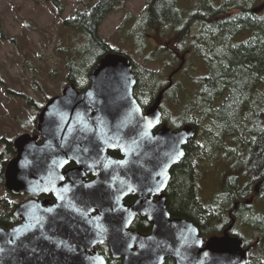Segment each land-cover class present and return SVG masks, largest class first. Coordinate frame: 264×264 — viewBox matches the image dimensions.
Instances as JSON below:
<instances>
[{
  "label": "water",
  "instance_id": "obj_1",
  "mask_svg": "<svg viewBox=\"0 0 264 264\" xmlns=\"http://www.w3.org/2000/svg\"><path fill=\"white\" fill-rule=\"evenodd\" d=\"M88 79L84 90L69 83L44 103L38 134L12 141L4 185L32 197L14 206L19 222L0 227V264H105L96 248L104 243L123 264H163L166 258L245 264L248 248L228 233L231 226L205 239L190 220L167 210L170 169L184 156L193 127L160 123L161 93L142 111L130 60L122 54L98 59ZM70 163L74 167L63 172ZM128 196L136 198L126 204ZM138 216L151 223L149 233L130 229Z\"/></svg>",
  "mask_w": 264,
  "mask_h": 264
},
{
  "label": "trees",
  "instance_id": "obj_2",
  "mask_svg": "<svg viewBox=\"0 0 264 264\" xmlns=\"http://www.w3.org/2000/svg\"><path fill=\"white\" fill-rule=\"evenodd\" d=\"M52 1L60 10L59 0ZM74 1L75 8L61 23L81 42L76 49L81 56L71 54L73 49L68 50L66 85L73 83L82 91L98 59L108 53L120 54L102 38L99 27L109 13L120 9L121 2ZM197 5L191 12L179 16L176 0H145L139 15L127 14L123 20L124 23L131 21L133 29L141 28L136 34L140 39L151 29L171 34L174 51L171 53L161 46L162 51L173 56L180 52L193 55L206 66L204 75L192 78L188 103L184 104L179 118L175 117V122L162 119L173 129L190 125L195 130L184 146V156L170 170L167 210L171 217L190 220L205 238L221 235L231 225L228 233L242 239L241 225L248 228L259 239H242L248 248L245 264H264V214L251 202L264 203V0H198ZM175 21L180 25L170 32L168 24ZM129 60L135 78L133 96L142 109L148 108L159 93L162 110L167 100L178 105L175 85L168 82L162 86L158 72ZM77 69L86 80L82 86L77 82ZM24 98L27 104H32L30 98ZM42 106L36 105L35 115ZM35 115L27 123V134H38ZM13 140H4L5 152L0 150L2 186L5 168L15 155ZM203 160L222 164L217 190L208 202L203 200L199 186L202 176L197 165ZM6 193L7 197L0 199V227L8 228L19 219L12 213L17 203L8 199L14 195L7 190ZM131 199L127 197L125 202ZM134 228L146 232L149 224L139 221ZM237 228L239 231L233 232ZM97 249L105 264H122L120 258L111 256L106 244ZM163 264H175V261L166 258Z\"/></svg>",
  "mask_w": 264,
  "mask_h": 264
},
{
  "label": "rangeland",
  "instance_id": "obj_3",
  "mask_svg": "<svg viewBox=\"0 0 264 264\" xmlns=\"http://www.w3.org/2000/svg\"><path fill=\"white\" fill-rule=\"evenodd\" d=\"M120 9L109 13L101 22L99 33L111 47L120 54L127 55L133 62L158 72L162 86L168 82L178 88V105L167 100L163 105V117L175 122L188 103L187 94L192 89L193 77L206 72L205 64L197 57L180 52L172 55L170 35L162 30H147L143 39L136 34L141 28L132 27V22L124 23L127 14L139 15L145 0H118ZM61 9L52 0H0V150L5 152L4 140L15 139L26 133L27 123L33 120L36 105H43L47 98L56 96L66 85L68 74V50L74 55L81 42L73 37L74 32L62 26V19L75 8L74 0H59ZM198 0H176L179 16L191 12ZM263 8V7H261ZM172 12V11H171ZM173 13V12H172ZM180 25L177 21L168 24L172 32ZM131 30V32H130ZM149 32V33H148ZM165 46L171 53L161 50ZM64 50V51H63ZM151 58L148 61L146 58ZM74 58V57H73ZM82 70V67L79 68ZM79 86L86 83L81 72L75 70ZM78 71V72H77ZM170 79V81H169ZM176 88V89H177ZM22 95V97H21ZM190 95V94H189ZM31 99L27 104L24 97ZM185 104V105H186ZM179 106V110L177 109ZM39 112V111H38ZM38 113L35 115V120ZM22 123L23 127H20ZM2 156V155H0ZM199 186L203 200L209 199L216 192L222 164L213 160L199 162ZM4 186L0 185V199L6 198ZM11 202L24 200L23 196L8 198ZM264 214V203L251 201ZM235 229L233 232H238ZM242 239L257 241L246 227H240Z\"/></svg>",
  "mask_w": 264,
  "mask_h": 264
},
{
  "label": "flooded vegetation",
  "instance_id": "obj_4",
  "mask_svg": "<svg viewBox=\"0 0 264 264\" xmlns=\"http://www.w3.org/2000/svg\"><path fill=\"white\" fill-rule=\"evenodd\" d=\"M88 81H89V79H88ZM169 81H170V79H169ZM89 85V82H88V84H87V86ZM142 109V108H141ZM147 109V108H146ZM146 109H142V111L143 112H145V110ZM159 109H160V111H161V118H160V123H166V122H164L162 119H163V111H162V109L160 108V105H159ZM167 124V123H166ZM185 146V145H184ZM183 149H184V147H183ZM111 153V155H113V156H119V154L117 153V152H110ZM74 167V164H72V163H70V164H67L64 168H63V172H65V171H67L68 169H70V168H73ZM171 170V169H170ZM170 174V173H169ZM91 178H93V175L92 174H86V179H91ZM64 179H66V178H64ZM170 179V178H169ZM168 184H169V181H168ZM168 184H167V186H166V189H165V195H166V200H167V187H168ZM5 186V185H4ZM5 189L7 190V191H9L6 187H5ZM10 192V191H9ZM11 193V192H10ZM11 194H13V193H11ZM14 196H23L24 197V200H26V199H29V198H31L32 196L30 195V194H26V193H22V194H18V195H16V194H13ZM40 198H42V199H46V200H48L49 202H53L54 201V198H53V196L52 195H40L39 196ZM128 197H131L132 199H131V201L129 202V203H126V204H130V203H132L134 200H135V196H128ZM127 198V197H126ZM125 198V199H126ZM153 199H157V195H154L153 196ZM24 200H22V201H24ZM21 202V201H20ZM19 203V202H18ZM17 203V204H18ZM165 203H166V201H165ZM167 207V206H166ZM139 221H147L145 218H142V217H140V216H138V217H136L134 220H133V222L131 223V225H130V229H133V230H137L136 228H134V224L135 223H137V222H139ZM147 223L149 224V228H148V230L146 231V232H140L139 230H137L138 232H140V233H142V234H147V233H149V231H150V229H151V223H149L148 221H147ZM229 226H231V225H229ZM228 226V227H229ZM226 229V228H225ZM225 229L223 230V231H225ZM223 233V232H222ZM210 237V236H209ZM205 238V237H204ZM208 238V237H207ZM206 239V238H205ZM104 244H106V243H104ZM100 245H102V244H100ZM107 245V244H106ZM97 246H99V245H97ZM97 246H96V248H97ZM108 246V245H107ZM108 249H109V247H108ZM98 250V249H97ZM110 252V251H109ZM111 254V253H110ZM103 256V255H102ZM121 259V258H120ZM122 260V259H121ZM123 264V263H122Z\"/></svg>",
  "mask_w": 264,
  "mask_h": 264
}]
</instances>
